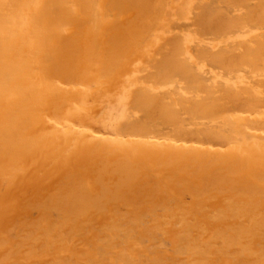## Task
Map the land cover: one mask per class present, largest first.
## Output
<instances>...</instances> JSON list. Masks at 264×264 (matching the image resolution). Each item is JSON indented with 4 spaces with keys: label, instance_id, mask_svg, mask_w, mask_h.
<instances>
[{
    "label": "bare ground",
    "instance_id": "bare-ground-1",
    "mask_svg": "<svg viewBox=\"0 0 264 264\" xmlns=\"http://www.w3.org/2000/svg\"><path fill=\"white\" fill-rule=\"evenodd\" d=\"M0 264H264V0H0Z\"/></svg>",
    "mask_w": 264,
    "mask_h": 264
}]
</instances>
